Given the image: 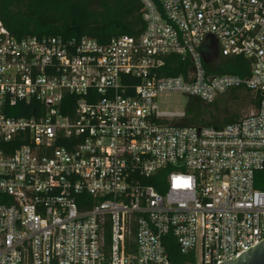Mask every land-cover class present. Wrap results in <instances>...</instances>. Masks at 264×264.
<instances>
[{
	"label": "built area",
	"instance_id": "2783aa9c",
	"mask_svg": "<svg viewBox=\"0 0 264 264\" xmlns=\"http://www.w3.org/2000/svg\"><path fill=\"white\" fill-rule=\"evenodd\" d=\"M140 1L143 33L108 43L0 17V264H181L169 235L185 264H219L264 240V0ZM218 53L250 75L212 72ZM171 54L186 74H163ZM233 89L260 106L222 128L158 102Z\"/></svg>",
	"mask_w": 264,
	"mask_h": 264
},
{
	"label": "trees",
	"instance_id": "16d2710c",
	"mask_svg": "<svg viewBox=\"0 0 264 264\" xmlns=\"http://www.w3.org/2000/svg\"><path fill=\"white\" fill-rule=\"evenodd\" d=\"M0 17L12 35L19 38L30 35L64 38L88 36L100 43H108L120 35L138 37L146 28L140 0H0ZM165 60L164 75L186 74L189 69V60H183L180 55L171 54ZM206 66L209 67L208 64ZM210 70L218 74L247 77L250 75V63L243 56L224 57L218 53ZM242 98L249 99L253 110L260 106V95L248 89L230 90L210 103L191 98L185 122L216 128L238 122L244 116L231 112L230 103ZM37 104V101L30 104L22 102L6 112L16 117L30 116L36 113ZM222 115H225L223 119ZM20 144L17 140L12 142L14 148ZM259 175L264 176V171ZM148 182L156 184L152 179ZM257 186L264 188V182L258 181ZM166 241L173 242L167 244L171 259L175 263L185 264L187 257L181 254L175 238L169 235Z\"/></svg>",
	"mask_w": 264,
	"mask_h": 264
},
{
	"label": "rangeland",
	"instance_id": "374dc122",
	"mask_svg": "<svg viewBox=\"0 0 264 264\" xmlns=\"http://www.w3.org/2000/svg\"><path fill=\"white\" fill-rule=\"evenodd\" d=\"M191 97L178 92H167L159 96L158 102L163 110H174L178 112L187 111ZM231 112H239L241 117L246 116L253 110L251 102L243 98L237 102L230 103ZM225 115H222V119Z\"/></svg>",
	"mask_w": 264,
	"mask_h": 264
},
{
	"label": "water",
	"instance_id": "95a60500",
	"mask_svg": "<svg viewBox=\"0 0 264 264\" xmlns=\"http://www.w3.org/2000/svg\"><path fill=\"white\" fill-rule=\"evenodd\" d=\"M219 264H264V240L250 248L240 257L224 260Z\"/></svg>",
	"mask_w": 264,
	"mask_h": 264
}]
</instances>
